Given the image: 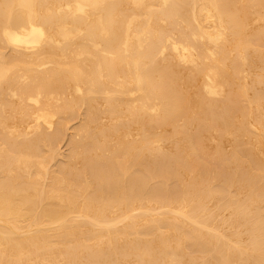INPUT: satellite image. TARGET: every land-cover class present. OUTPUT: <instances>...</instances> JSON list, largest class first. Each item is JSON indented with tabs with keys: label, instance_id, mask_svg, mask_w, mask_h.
Returning <instances> with one entry per match:
<instances>
[{
	"label": "bare ground",
	"instance_id": "bare-ground-1",
	"mask_svg": "<svg viewBox=\"0 0 264 264\" xmlns=\"http://www.w3.org/2000/svg\"><path fill=\"white\" fill-rule=\"evenodd\" d=\"M0 264H264V0H0Z\"/></svg>",
	"mask_w": 264,
	"mask_h": 264
},
{
	"label": "rangeland",
	"instance_id": "rangeland-1",
	"mask_svg": "<svg viewBox=\"0 0 264 264\" xmlns=\"http://www.w3.org/2000/svg\"><path fill=\"white\" fill-rule=\"evenodd\" d=\"M69 140H70V136H68L67 138H65V140L61 143L62 151H64L65 154L67 152H69V148H70ZM247 145L248 144H245V147H247ZM243 147H244V145H243Z\"/></svg>",
	"mask_w": 264,
	"mask_h": 264
}]
</instances>
